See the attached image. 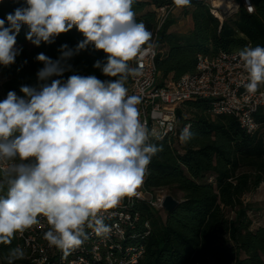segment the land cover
<instances>
[{
  "label": "clouds",
  "instance_id": "9594fccd",
  "mask_svg": "<svg viewBox=\"0 0 264 264\" xmlns=\"http://www.w3.org/2000/svg\"><path fill=\"white\" fill-rule=\"evenodd\" d=\"M2 2V0H0ZM19 2V0H14ZM190 0H173L177 7ZM134 0H24V5L0 19V65L15 63L22 49L16 47L21 27L26 39L39 47L74 27L83 36L75 48L62 44L53 60L44 53L38 88L22 85L18 96L9 91L0 101V243L10 244L47 218L44 239L65 253L87 238L85 227L97 235L111 229L99 216L137 195L148 165L162 146L150 143L156 129L140 119L141 97L129 95V77L139 75L130 65L151 48V33L137 22ZM7 21L8 26L5 27ZM106 54L93 67L110 78L95 75L62 77L72 66L67 61L89 46ZM147 46V48H146ZM249 77L246 88L256 92L264 84V47L239 51ZM193 133L186 126L181 142ZM20 247L11 248L7 264L22 259Z\"/></svg>",
  "mask_w": 264,
  "mask_h": 264
},
{
  "label": "trees",
  "instance_id": "16d2710c",
  "mask_svg": "<svg viewBox=\"0 0 264 264\" xmlns=\"http://www.w3.org/2000/svg\"><path fill=\"white\" fill-rule=\"evenodd\" d=\"M234 1L238 4L236 12L220 21L206 0H190L180 8L190 16L191 29L175 32L170 29L175 22L172 14L159 24L157 13L160 7L173 5V0H134L137 22H143L151 33L150 43L155 38L159 85L168 76L177 79L193 72L199 54L214 56L246 46L264 47V0H250L252 12L246 11L242 0ZM22 5L24 0H2L0 19ZM28 31V26L23 25L16 36V47L22 50L15 63L0 65V101L9 91L23 96L22 85L38 88L44 83L37 78L43 67L35 59L39 53L56 60L62 44L74 49L83 40L74 27L56 37L53 44L41 43L37 47L26 39ZM97 60L105 62L106 54L90 45L67 61L71 71L62 77H51L47 83L67 80L73 74L113 79L93 67ZM210 106L208 99L183 102L176 109L175 139L151 142L162 146V151L148 165L145 186L164 188L179 204L166 212L164 220L146 203L140 204L141 217L149 229L137 240L144 246L139 264H264V224L254 226L249 214L260 209L245 199L264 182V107L255 113L258 128L250 134L234 116L211 114ZM186 126L194 135L188 142H181L180 134ZM15 247L23 249L24 257L14 264H31L29 251L17 234L10 244L0 243V264H7L5 257Z\"/></svg>",
  "mask_w": 264,
  "mask_h": 264
},
{
  "label": "built area",
  "instance_id": "2783aa9c",
  "mask_svg": "<svg viewBox=\"0 0 264 264\" xmlns=\"http://www.w3.org/2000/svg\"><path fill=\"white\" fill-rule=\"evenodd\" d=\"M211 12L222 21L236 12L238 4L234 0L226 8L216 5V0H206ZM247 12L253 11L250 0H242ZM177 6L166 5L157 11L161 24ZM152 47L130 65L139 69V75L129 77L127 84L129 95L141 97L138 105L140 119L149 130L156 129L154 139L171 141L176 137L177 107L187 100L208 99L213 115L234 116L240 127L247 133H254L258 128L255 113L264 107V85H259L256 92H249L246 85L249 77L239 58V51L219 52L214 56L199 54L193 72L174 79L168 76L158 84L160 73L155 64L158 50L155 38ZM137 189V195L125 198L117 208L102 211L99 216L111 231L107 235H97L93 228L85 227L87 238L69 252L50 246L44 239V233L50 229L47 218L38 217V223L23 233H17L24 248L28 249L27 258L31 264H139L144 253L139 237L148 234L149 224L141 217L139 206L146 203L152 210L161 211L166 195L164 188L148 189L145 178Z\"/></svg>",
  "mask_w": 264,
  "mask_h": 264
},
{
  "label": "rangeland",
  "instance_id": "374dc122",
  "mask_svg": "<svg viewBox=\"0 0 264 264\" xmlns=\"http://www.w3.org/2000/svg\"><path fill=\"white\" fill-rule=\"evenodd\" d=\"M171 14H172V18L175 21L170 28L172 31L186 32L189 30V28L191 27L190 16L182 13L180 7L175 8ZM176 141L177 140H174L173 142L176 143ZM245 199L252 202L255 205V207L260 209L257 212H249L250 217L254 221V226L264 224V182L260 184V186L257 188V190L254 193L246 195ZM155 212H157L162 217L163 220L165 219L166 216L165 210H161V211L155 210Z\"/></svg>",
  "mask_w": 264,
  "mask_h": 264
},
{
  "label": "water",
  "instance_id": "95a60500",
  "mask_svg": "<svg viewBox=\"0 0 264 264\" xmlns=\"http://www.w3.org/2000/svg\"><path fill=\"white\" fill-rule=\"evenodd\" d=\"M179 204V201L172 197L171 195H166L163 201V209L165 212L169 213L173 211Z\"/></svg>",
  "mask_w": 264,
  "mask_h": 264
},
{
  "label": "bare ground",
  "instance_id": "6f19581e",
  "mask_svg": "<svg viewBox=\"0 0 264 264\" xmlns=\"http://www.w3.org/2000/svg\"><path fill=\"white\" fill-rule=\"evenodd\" d=\"M215 3H216V5H218L219 7H222V8H226V7L232 5V2H230L228 0H216Z\"/></svg>",
  "mask_w": 264,
  "mask_h": 264
},
{
  "label": "crops",
  "instance_id": "0c3cea01",
  "mask_svg": "<svg viewBox=\"0 0 264 264\" xmlns=\"http://www.w3.org/2000/svg\"><path fill=\"white\" fill-rule=\"evenodd\" d=\"M190 20H191V19H190ZM191 26H192V23H191ZM190 29H191V27L189 28V30H190ZM189 30H188V31H189ZM188 31H186V32H188Z\"/></svg>",
  "mask_w": 264,
  "mask_h": 264
}]
</instances>
